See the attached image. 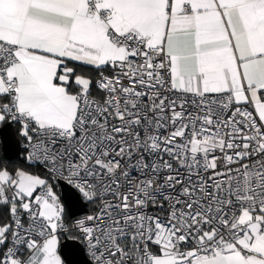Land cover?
I'll return each instance as SVG.
<instances>
[{
  "label": "snow or ice",
  "instance_id": "1",
  "mask_svg": "<svg viewBox=\"0 0 264 264\" xmlns=\"http://www.w3.org/2000/svg\"><path fill=\"white\" fill-rule=\"evenodd\" d=\"M4 125L0 264H264V0H0Z\"/></svg>",
  "mask_w": 264,
  "mask_h": 264
},
{
  "label": "water",
  "instance_id": "2",
  "mask_svg": "<svg viewBox=\"0 0 264 264\" xmlns=\"http://www.w3.org/2000/svg\"><path fill=\"white\" fill-rule=\"evenodd\" d=\"M0 146L1 155L5 160L12 162H20L22 160L21 139L14 125L0 126ZM58 192L62 200L66 202V213L69 219H74L87 213V206L75 199L71 189L59 188ZM81 247V245L70 241H61L62 255L73 261V264H82L87 258L86 255L79 251Z\"/></svg>",
  "mask_w": 264,
  "mask_h": 264
},
{
  "label": "trees",
  "instance_id": "3",
  "mask_svg": "<svg viewBox=\"0 0 264 264\" xmlns=\"http://www.w3.org/2000/svg\"><path fill=\"white\" fill-rule=\"evenodd\" d=\"M16 127V129H18V125H14ZM0 164H3L9 168H18V167H27L26 161L22 158V160L20 162H12V161H7L5 160L2 155H1V146H0ZM35 170V169H33ZM58 191V189H57ZM59 194V192H58ZM5 208L4 206H0V212H4ZM87 211H90V208L87 207ZM70 221V219H69Z\"/></svg>",
  "mask_w": 264,
  "mask_h": 264
},
{
  "label": "built area",
  "instance_id": "4",
  "mask_svg": "<svg viewBox=\"0 0 264 264\" xmlns=\"http://www.w3.org/2000/svg\"><path fill=\"white\" fill-rule=\"evenodd\" d=\"M20 139H21V149H22V158L24 159L25 158V155H26V152H25V149H24V147H23V143H24V141H23V138L22 137H20ZM25 160V159H24ZM88 212V211H87ZM83 216V215H82ZM81 217V216H80ZM76 218H79V217H76ZM76 218H74V219H76ZM74 219H70V221L71 220H74Z\"/></svg>",
  "mask_w": 264,
  "mask_h": 264
},
{
  "label": "crops",
  "instance_id": "5",
  "mask_svg": "<svg viewBox=\"0 0 264 264\" xmlns=\"http://www.w3.org/2000/svg\"><path fill=\"white\" fill-rule=\"evenodd\" d=\"M83 71H89V69H87V68H84V69H82ZM19 136V135H18ZM19 138H20V136H19Z\"/></svg>",
  "mask_w": 264,
  "mask_h": 264
}]
</instances>
